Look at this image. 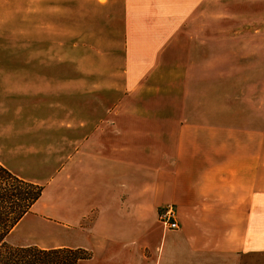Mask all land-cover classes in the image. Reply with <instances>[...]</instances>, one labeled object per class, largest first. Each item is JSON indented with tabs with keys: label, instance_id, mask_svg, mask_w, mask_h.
I'll return each mask as SVG.
<instances>
[{
	"label": "crops",
	"instance_id": "1",
	"mask_svg": "<svg viewBox=\"0 0 264 264\" xmlns=\"http://www.w3.org/2000/svg\"><path fill=\"white\" fill-rule=\"evenodd\" d=\"M14 83L0 81V164L35 184L49 173L42 169L54 168L43 196L14 228L33 215L47 234L34 232L20 247L82 248L92 254L82 264L264 260L263 228L251 243L241 238L255 217H264V115L249 127L220 129L228 131L223 138L204 139L194 129L176 153L158 154L132 138L148 134L136 128L108 130V142L99 85L70 79L60 85L70 90L41 96ZM168 194L177 205L174 231L158 220Z\"/></svg>",
	"mask_w": 264,
	"mask_h": 264
},
{
	"label": "rangeland",
	"instance_id": "2",
	"mask_svg": "<svg viewBox=\"0 0 264 264\" xmlns=\"http://www.w3.org/2000/svg\"><path fill=\"white\" fill-rule=\"evenodd\" d=\"M70 79L100 86L107 131H146L132 138L158 154L176 153L194 129L223 138L228 131L220 129L249 127L264 115V0H0V81L44 96L70 90L60 86ZM160 163L154 160L158 173ZM42 170L45 190L54 168ZM166 196L158 220L174 231L176 200ZM170 211L174 230L163 221ZM34 218L7 243L20 247L34 232L47 234ZM246 227L241 238L251 243L264 217Z\"/></svg>",
	"mask_w": 264,
	"mask_h": 264
},
{
	"label": "trees",
	"instance_id": "3",
	"mask_svg": "<svg viewBox=\"0 0 264 264\" xmlns=\"http://www.w3.org/2000/svg\"><path fill=\"white\" fill-rule=\"evenodd\" d=\"M44 187L24 180L0 164V264H82L91 252L78 248L15 247L7 236L41 199Z\"/></svg>",
	"mask_w": 264,
	"mask_h": 264
},
{
	"label": "built area",
	"instance_id": "4",
	"mask_svg": "<svg viewBox=\"0 0 264 264\" xmlns=\"http://www.w3.org/2000/svg\"><path fill=\"white\" fill-rule=\"evenodd\" d=\"M163 218H164V224L168 227V229L170 230H174L177 228V222L176 219H175V213L174 212H169L167 215H163Z\"/></svg>",
	"mask_w": 264,
	"mask_h": 264
}]
</instances>
